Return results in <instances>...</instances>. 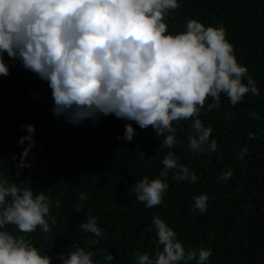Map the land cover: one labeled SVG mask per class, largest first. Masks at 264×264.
<instances>
[{
    "label": "clouds",
    "instance_id": "clouds-1",
    "mask_svg": "<svg viewBox=\"0 0 264 264\" xmlns=\"http://www.w3.org/2000/svg\"><path fill=\"white\" fill-rule=\"evenodd\" d=\"M178 8V0H0V76L9 75L6 54L48 84L56 117L80 125L113 115L127 121L117 139L128 142L137 135L133 123L141 130L151 127L155 137H163L156 151L173 149L179 122L191 121L188 150L198 155L215 153L217 139L212 138L213 128L199 118L201 114L220 109L222 96L235 107L249 93H261L247 66L238 62L222 24L206 26L188 18L183 30L169 32V21H175ZM249 115L261 118L254 110ZM225 118L232 119L231 115ZM26 128L29 135L18 143L27 140L28 145L15 165L16 177L32 166L26 157L35 146V128L31 124ZM248 137L254 141L256 134L250 132ZM247 154L245 146L236 158L243 160ZM161 164L155 178L145 175L131 186L129 194L134 193L146 209L167 207L164 194L170 174L177 183L198 179L172 151L164 152ZM232 176L229 166L217 180L227 182ZM79 200L86 202L87 195L80 193ZM192 201L193 212L207 211L208 194L193 195ZM53 205L60 208L59 198L53 200L44 191H34L30 181L14 180L0 171V264H52L48 238L57 225ZM252 207L246 205L245 213ZM82 210L83 203H78L76 213ZM38 228L39 247L31 239ZM78 228L90 234L88 250L73 242L56 259L59 264H99L91 246L100 242L106 228L91 214ZM153 229V251H133V264H206L212 256L211 248L186 246L158 214L144 231ZM100 255L104 264H112L114 257L107 249Z\"/></svg>",
    "mask_w": 264,
    "mask_h": 264
},
{
    "label": "trees",
    "instance_id": "trees-1",
    "mask_svg": "<svg viewBox=\"0 0 264 264\" xmlns=\"http://www.w3.org/2000/svg\"><path fill=\"white\" fill-rule=\"evenodd\" d=\"M178 2L180 8L174 13L175 21H169V32L183 30L188 18L206 26L222 24L238 62L247 66L261 93H249L235 107L222 96L220 109L201 114L199 118L213 128L212 138L217 139L215 153L198 155L188 150L191 121L179 122L177 144L163 151H156L163 137H155L151 127L141 130L133 123L137 132L133 140L117 139L123 136L127 121L113 115L73 125L53 115L48 84L4 55L9 75L0 76V158L5 161H0V171L14 180L30 181L34 191H44L53 200L59 198L60 208L52 207L57 225L48 238L52 264H59L56 254L70 250L67 248L73 242L88 250L90 234L78 228L88 214L96 216L98 225L107 230L100 242L91 246L99 264H104L103 249L113 255L112 264H133V251L151 253L155 230L144 229L151 225L154 214L173 228L186 246L211 248L206 264H264V0ZM250 110L261 118L253 119ZM227 115L232 119L227 120ZM28 124L35 128V146L26 157L32 166L16 177L15 165L28 145L27 140L23 144L18 141L29 135ZM250 132L256 134L254 141L248 137ZM245 146L248 154L238 160L237 153ZM166 151H172L198 179L177 183L170 174L166 180L169 190L164 194L167 207L146 209L134 193L129 194L131 186L145 175L155 178ZM229 166L232 178L219 182L217 177ZM82 192L87 195L86 202L79 200ZM201 193L209 195L203 215L192 211V197ZM78 203H83V210L76 213ZM250 203L254 207L245 213ZM40 236L39 228L31 235L37 247Z\"/></svg>",
    "mask_w": 264,
    "mask_h": 264
}]
</instances>
